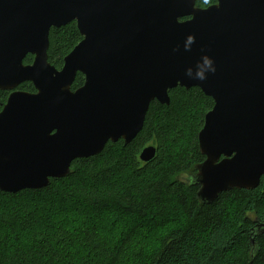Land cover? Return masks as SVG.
<instances>
[{"label":"water","instance_id":"95a60500","mask_svg":"<svg viewBox=\"0 0 264 264\" xmlns=\"http://www.w3.org/2000/svg\"><path fill=\"white\" fill-rule=\"evenodd\" d=\"M75 21L83 39L61 69L50 30ZM34 55L30 64L24 59ZM211 59L212 72L205 59ZM84 84L73 90L77 74ZM200 77H203L201 79ZM33 83L36 91L18 89ZM200 88L214 100L198 133L205 159L188 180L211 203L264 179V0H0V190L50 185L109 141L130 143L152 101ZM148 145L140 160L152 161ZM264 218L255 219V236Z\"/></svg>","mask_w":264,"mask_h":264},{"label":"trees","instance_id":"16d2710c","mask_svg":"<svg viewBox=\"0 0 264 264\" xmlns=\"http://www.w3.org/2000/svg\"><path fill=\"white\" fill-rule=\"evenodd\" d=\"M49 38L48 60L61 69L83 36L72 21ZM33 60L28 54L24 63ZM84 81L79 72L72 89ZM18 89L36 91L31 82ZM9 94L0 90V111ZM169 95V104L151 102L130 143L109 141L46 187L0 190V264H264V233L255 236V251L251 245L255 219L264 218V179L202 204L188 178L205 159L198 133L214 100L197 87ZM148 145L157 154L143 162Z\"/></svg>","mask_w":264,"mask_h":264},{"label":"clouds","instance_id":"9594fccd","mask_svg":"<svg viewBox=\"0 0 264 264\" xmlns=\"http://www.w3.org/2000/svg\"><path fill=\"white\" fill-rule=\"evenodd\" d=\"M205 63L207 64L208 68H207V71L209 72H212L214 71L215 69L212 67V61L211 59H205ZM201 79H203V77H200Z\"/></svg>","mask_w":264,"mask_h":264},{"label":"rangeland","instance_id":"374dc122","mask_svg":"<svg viewBox=\"0 0 264 264\" xmlns=\"http://www.w3.org/2000/svg\"><path fill=\"white\" fill-rule=\"evenodd\" d=\"M63 205H60V207H62ZM176 214L173 213V216L172 217H176L175 216ZM145 229H148L149 228V224L148 223H145L144 226H143Z\"/></svg>","mask_w":264,"mask_h":264},{"label":"flooded vegetation","instance_id":"af4514ba","mask_svg":"<svg viewBox=\"0 0 264 264\" xmlns=\"http://www.w3.org/2000/svg\"><path fill=\"white\" fill-rule=\"evenodd\" d=\"M215 3H217V2H215ZM212 5V4H211Z\"/></svg>","mask_w":264,"mask_h":264}]
</instances>
